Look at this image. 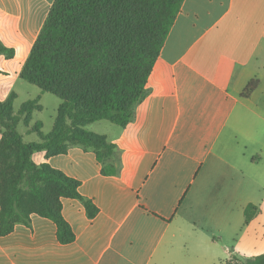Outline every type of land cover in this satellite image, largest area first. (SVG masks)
<instances>
[{"label": "crops", "instance_id": "1", "mask_svg": "<svg viewBox=\"0 0 264 264\" xmlns=\"http://www.w3.org/2000/svg\"><path fill=\"white\" fill-rule=\"evenodd\" d=\"M53 2L0 0V43L15 51L0 56L1 101L28 92L19 75ZM146 87L128 125L86 127L116 146L118 175H102L80 146L32 156L79 181L96 217L61 199L74 242L61 245L55 225L33 215L31 228L0 237V264H223L264 254V0H183ZM249 205L257 213L245 223Z\"/></svg>", "mask_w": 264, "mask_h": 264}, {"label": "trees", "instance_id": "2", "mask_svg": "<svg viewBox=\"0 0 264 264\" xmlns=\"http://www.w3.org/2000/svg\"><path fill=\"white\" fill-rule=\"evenodd\" d=\"M183 0H54L20 72V79L60 100L52 130L32 129L38 142H24L18 131L32 113L40 111L39 98L24 102L14 113L11 93L0 100V237L17 225L31 228L37 215L56 227L61 245L75 235L62 216L61 199L77 200L88 219L98 214L92 200L83 197L80 182L32 156L64 155L69 147L91 150L104 176H116L120 161L116 146L86 129L96 122L125 127L134 120L139 104L149 94L147 79ZM15 51L0 43V56L12 59ZM257 87L249 82L247 98ZM116 160V166L113 163ZM251 205L245 223L256 215ZM223 264H264V254L240 258L231 254Z\"/></svg>", "mask_w": 264, "mask_h": 264}, {"label": "rangeland", "instance_id": "3", "mask_svg": "<svg viewBox=\"0 0 264 264\" xmlns=\"http://www.w3.org/2000/svg\"><path fill=\"white\" fill-rule=\"evenodd\" d=\"M26 86L29 88L28 92L24 91L23 93H21L19 95V97L16 101L14 100L15 104L13 102V105H14L13 110H14V113H16L19 110L20 106L25 101L36 98V95L43 94V97L39 100V105L41 106L40 111L32 113L33 114V121L32 122L30 121L27 126L23 125L20 122V125L18 126L19 132H23V133L27 132V134H25V135L23 134L24 136L21 134L23 136L24 142H38L40 140L38 134H36L35 132L32 131L34 124H36L35 121L41 122V133H42V135L48 134L52 130V128L55 124L56 110H57L56 106L58 103H60V100L53 95L41 93L39 89H37L36 87H34L32 85L26 84ZM30 123L33 126L32 125L30 126ZM99 124H104V125L109 126V124L106 122H102ZM95 126L96 125H94L95 130H98L99 128L97 126L96 127ZM45 158L47 159L49 157H47L45 154ZM33 161L37 165H40V164H38L37 158ZM113 163L116 166V163H117L116 160H113ZM42 164H46V163H42Z\"/></svg>", "mask_w": 264, "mask_h": 264}]
</instances>
